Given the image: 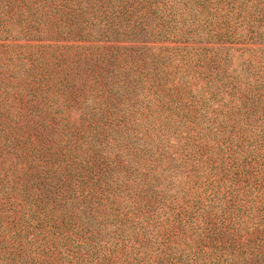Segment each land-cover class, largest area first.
<instances>
[{
	"label": "trees",
	"instance_id": "trees-1",
	"mask_svg": "<svg viewBox=\"0 0 264 264\" xmlns=\"http://www.w3.org/2000/svg\"><path fill=\"white\" fill-rule=\"evenodd\" d=\"M0 40L66 45L59 61L103 48L128 76L74 93L156 97L159 141L123 163L98 150L51 163L49 148L27 161L0 143V264H264V0H0Z\"/></svg>",
	"mask_w": 264,
	"mask_h": 264
},
{
	"label": "rangeland",
	"instance_id": "rangeland-1",
	"mask_svg": "<svg viewBox=\"0 0 264 264\" xmlns=\"http://www.w3.org/2000/svg\"><path fill=\"white\" fill-rule=\"evenodd\" d=\"M42 49L49 52L42 53ZM70 50L66 45H55L48 49L34 46V42L31 41L0 40V65L9 63L7 67L0 66L5 73L0 79L12 81L5 91H0V117L2 116L0 123L1 120H7L9 123L12 121L15 126L21 124L20 129L9 135L11 138L0 136V143L7 149L11 148V151H14L12 147L16 145L15 151L16 148L20 149L16 154L21 153L23 149L27 161L41 158L45 160L41 149L45 151L49 148V151L55 154L50 159L51 163L56 162V156L60 159L65 158L66 163L79 161L73 155H80L86 150H98L111 161L123 163L135 156V152L129 153L130 151L147 147V143L159 142L151 139L152 133L149 132L158 130H153L148 125L152 117L151 111L158 106L156 97L155 101H150L143 95L127 100L126 97L117 98L114 91H110L112 95L109 93L98 95L88 90L74 93L72 89V84L76 82L118 83L128 76V73H125L126 64L114 59L105 60L101 55L103 48L88 45L73 48L74 51L69 56L74 58L57 60L56 53L65 51L68 53ZM42 54L47 56L45 61L40 57ZM197 105H200V102ZM222 112L220 114H227L228 117L230 115L231 122L236 123L239 115L237 109L233 112L228 109ZM29 116L42 117L45 120L41 122L36 119L37 125L31 126L32 124H27L25 120ZM241 123H236V132L240 127L243 128ZM262 125L261 120H257L255 124L248 125L252 131L248 129L243 131L250 138L251 133L255 136L257 129ZM97 126L105 128L107 134L105 140L96 134ZM173 131H176L175 126ZM5 134L3 132V135ZM46 137L48 144L42 146V141ZM167 142H171L173 146L183 143L184 139L179 140L173 136ZM240 143L244 144L245 152L252 147L248 139L244 142L240 139ZM74 147L78 148V154L73 152ZM10 163L6 162L2 166V171L8 170Z\"/></svg>",
	"mask_w": 264,
	"mask_h": 264
}]
</instances>
